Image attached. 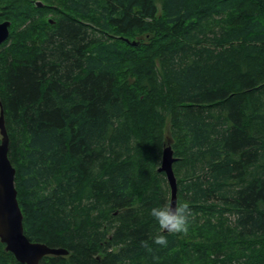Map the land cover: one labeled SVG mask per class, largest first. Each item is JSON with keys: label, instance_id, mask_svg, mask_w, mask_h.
Segmentation results:
<instances>
[{"label": "trees", "instance_id": "trees-1", "mask_svg": "<svg viewBox=\"0 0 264 264\" xmlns=\"http://www.w3.org/2000/svg\"><path fill=\"white\" fill-rule=\"evenodd\" d=\"M5 21L23 234L67 251L39 264H264V0H0ZM168 145L187 235L151 216Z\"/></svg>", "mask_w": 264, "mask_h": 264}, {"label": "water", "instance_id": "water-1", "mask_svg": "<svg viewBox=\"0 0 264 264\" xmlns=\"http://www.w3.org/2000/svg\"><path fill=\"white\" fill-rule=\"evenodd\" d=\"M36 6L40 7L41 3L37 2ZM9 26L8 21L0 23V46L9 36ZM130 44L136 45L135 42ZM8 147L9 139L0 102V243L5 246L4 250L11 253L20 264H39L45 256L67 255V251L61 248H50L41 243L30 242L24 236L22 214L14 186L15 169L8 158ZM175 161L171 147L164 146L157 171L165 175L170 190L169 203L173 207L177 205V183L172 169Z\"/></svg>", "mask_w": 264, "mask_h": 264}, {"label": "clouds", "instance_id": "clouds-1", "mask_svg": "<svg viewBox=\"0 0 264 264\" xmlns=\"http://www.w3.org/2000/svg\"><path fill=\"white\" fill-rule=\"evenodd\" d=\"M151 216L157 221L161 233L173 235L188 234L191 209L187 201L177 204L175 207L170 203H165L160 207H153L151 209ZM153 242L164 248L169 244L167 236L164 234H157ZM149 251H151L150 248Z\"/></svg>", "mask_w": 264, "mask_h": 264}, {"label": "flooded vegetation", "instance_id": "flooded-vegetation-1", "mask_svg": "<svg viewBox=\"0 0 264 264\" xmlns=\"http://www.w3.org/2000/svg\"><path fill=\"white\" fill-rule=\"evenodd\" d=\"M36 3H37V2H36ZM40 3H41V2H40ZM41 5H42V4H41ZM40 7H41V6H40ZM0 23H1V22H0ZM2 44H3V43H2ZM2 44H1V45H2Z\"/></svg>", "mask_w": 264, "mask_h": 264}, {"label": "rangeland", "instance_id": "rangeland-1", "mask_svg": "<svg viewBox=\"0 0 264 264\" xmlns=\"http://www.w3.org/2000/svg\"><path fill=\"white\" fill-rule=\"evenodd\" d=\"M168 121V120H167ZM167 125H168V123H167Z\"/></svg>", "mask_w": 264, "mask_h": 264}]
</instances>
